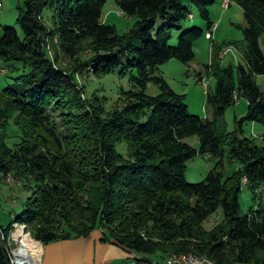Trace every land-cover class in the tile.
<instances>
[{
  "label": "trees",
  "instance_id": "trees-1",
  "mask_svg": "<svg viewBox=\"0 0 264 264\" xmlns=\"http://www.w3.org/2000/svg\"><path fill=\"white\" fill-rule=\"evenodd\" d=\"M116 1L124 16L136 19L125 34L104 23L107 0H26L18 18L23 37L12 27L0 32V60L21 67L9 68L13 82L0 88V184L12 176L32 192L8 227L0 224V264H10L3 235L9 238L15 225L43 245L100 231L129 261L193 254L219 264H264V206L243 214L240 204L245 179L254 192L264 187V140L260 145L244 136L247 122L264 125V92L256 81L264 76V0H230L244 11L246 66L238 65L237 73L223 67V47L213 43V67H207L217 81L208 93L213 121L191 115L186 97L171 89L159 67L195 60L196 43L215 26L210 8L218 0ZM191 7L207 30L190 27L173 47V33L194 19ZM47 9L54 29L44 19ZM120 68L136 75L132 89L122 92L124 107L108 112L105 98L86 96L78 75L103 78ZM151 82L160 87L158 96L147 94ZM240 98L248 112L230 133L225 113ZM11 122L21 132L14 146ZM193 136L200 150L186 143ZM227 149L241 164L228 178ZM199 154L218 164L204 181L190 184L188 162ZM219 210L223 222L206 230Z\"/></svg>",
  "mask_w": 264,
  "mask_h": 264
},
{
  "label": "rangeland",
  "instance_id": "rangeland-1",
  "mask_svg": "<svg viewBox=\"0 0 264 264\" xmlns=\"http://www.w3.org/2000/svg\"><path fill=\"white\" fill-rule=\"evenodd\" d=\"M25 1L26 0H0V32H3L6 27H12L23 37V33L18 25V18L20 16V8L24 5ZM227 1L230 5L231 1ZM212 10L215 11L214 18L217 24V29H215L213 33L214 41L206 39L207 37L198 41L194 47L196 58L190 64H185L177 59H172L159 67V74L165 79L171 89L175 93L186 97L185 103L188 106L189 113L193 116L208 119L210 121L214 120V112L212 107L208 104V93L215 92L217 81L214 75L206 74L208 73L207 67L212 66L211 58L214 50L213 43L216 44V48L217 46H222L223 50L227 46L234 47L235 49V52L228 56H225L222 53L221 65L223 67L233 66L237 73L238 65L241 64L246 66L244 59L246 42L244 31L242 29L246 27V21L243 9L236 3L231 2V8L225 10L223 7V0H218V3L212 7ZM191 12L195 18L193 20H187L183 23V26L181 25L182 28L180 30H176L173 33V38L171 40V45L173 47L178 45L180 36L190 27H199L207 30V23L201 17L199 10L196 7H191ZM53 16L54 12L52 9L45 10L44 19L47 25L52 29L56 27L53 22ZM103 21L108 25L115 26L120 34L128 32L136 23L135 18L124 16L116 0H107V3L103 8ZM161 25L162 22L159 21L158 27ZM261 47L264 51L263 40H261ZM84 58H89V56ZM62 63L66 66L69 64L68 61H62ZM11 67H20V65L16 63H5L0 60V88L13 82V80L6 77L8 76L6 74L9 72L7 70ZM122 71L123 69L120 68L115 73L103 78H96L91 72L83 73L78 75V81L82 86L86 87L87 97L91 98L94 95H97L100 98H105L104 106L108 112L115 109L121 110L124 107L122 92L130 91L132 89L130 79L132 74L136 75V71L125 72V74L122 75ZM201 73H205L206 76L202 79L206 78L208 85H204L202 79L200 81L199 75ZM10 75H13V73ZM15 75L17 76L19 74L17 73ZM235 78L236 80L238 79L237 74ZM256 81L264 92V76H257ZM160 93L161 90L158 85L153 82L149 83L147 87L148 95L158 96ZM247 112L248 102L244 98H240V102L235 106L230 107L225 113V127L227 131L230 133L234 132L237 129L238 121L241 120ZM255 125L258 134L261 132L264 133L263 124L247 122L244 125L245 137L252 139L256 138L253 137V127ZM8 133L10 135V145L14 146L19 142L21 132L16 128L14 123L11 122V125L8 128ZM258 139L261 138L258 137ZM257 141L262 145V141ZM186 143L198 150L201 148V141L198 136L187 138ZM118 148L121 152L126 153L127 145L122 144L119 145ZM229 153L230 151L227 149V155L224 160V174L226 178L231 177L241 168L239 162L230 159ZM217 164L218 160L199 154L193 160L188 162L186 172L187 182L190 184H198L204 181L208 174L216 168ZM9 178L0 184V224L4 227H8L13 214L18 215L22 212L28 202V198L32 194V192L26 190L24 187L27 182H17L12 176ZM32 186H34V184ZM240 204L243 214H248L251 209L258 210L262 205L264 206V187L260 188L257 192H254L246 183H244L240 194ZM224 218L223 210H219L217 214L205 222V229H214L223 222ZM15 224L16 223L13 224L12 228ZM17 233L16 230L14 232V229H12L9 235L10 237L8 236L9 238L3 235V238L7 239L8 253L15 252L16 254H21L22 251L24 252L23 244L18 240ZM20 233H23L24 236L33 240L34 243L41 244V242L34 239L27 227Z\"/></svg>",
  "mask_w": 264,
  "mask_h": 264
},
{
  "label": "crops",
  "instance_id": "crops-1",
  "mask_svg": "<svg viewBox=\"0 0 264 264\" xmlns=\"http://www.w3.org/2000/svg\"><path fill=\"white\" fill-rule=\"evenodd\" d=\"M226 1L223 0V7ZM230 8L231 2L225 10ZM214 13L215 11L210 8L211 19L217 28ZM210 41H214V34L213 39ZM206 75L205 73H201L199 79L201 80ZM263 135V132L257 133V127L255 125L253 127V137H256V139L259 137L261 139L258 140L263 141ZM40 248H42L40 264H125L129 261L130 256L123 248L112 243L104 242L100 231L93 232L88 238L59 241L58 243L49 245H43L41 243ZM139 257L142 259L143 264H160L164 259V256L161 255Z\"/></svg>",
  "mask_w": 264,
  "mask_h": 264
},
{
  "label": "bare ground",
  "instance_id": "bare-ground-1",
  "mask_svg": "<svg viewBox=\"0 0 264 264\" xmlns=\"http://www.w3.org/2000/svg\"><path fill=\"white\" fill-rule=\"evenodd\" d=\"M225 4H229V2L226 1ZM191 17H193V16H191ZM215 29H217V28L213 27L212 30L209 32V34L207 36L208 40L213 39V33H214ZM234 52H235V49H234V47L232 48L231 46H227L224 50L222 49V53L225 56H228ZM211 60H213V59L211 58ZM213 62H211V63L213 64ZM202 83L204 85H208V81L206 80V78L202 79ZM236 101H237V103L236 102L235 103L238 104L239 99H237ZM244 183H247L246 179L244 180ZM14 229H16V232H18L17 238H19L18 240L20 241V243L23 244V249H24V252L22 251L21 254L20 253L16 254L15 252H9V253H15V258H16L15 261L17 262V264H33V261L31 259H36L37 262L39 263V261L41 260V249H42V248H40V245L37 243H34L33 240L24 236L23 233H20L23 229H26V226L15 225ZM25 253H27V254H25ZM163 260H170L172 262H187V261L193 260L194 263H198V264H219L216 261L210 259L209 257L201 256V255L196 256L193 254H189V255L172 254V255L165 256ZM224 264H226V263H224Z\"/></svg>",
  "mask_w": 264,
  "mask_h": 264
},
{
  "label": "built area",
  "instance_id": "built-area-1",
  "mask_svg": "<svg viewBox=\"0 0 264 264\" xmlns=\"http://www.w3.org/2000/svg\"><path fill=\"white\" fill-rule=\"evenodd\" d=\"M224 7L228 8L229 4H225L224 3ZM214 27H216V26H214ZM211 30H209V32ZM209 32L207 33L206 37L208 36ZM15 230L16 229H14V232H15ZM8 255H9L10 264H17V262L15 261V253H8ZM31 260L33 261V264H40V262H41V260L39 261V263L37 262L36 259H31ZM125 264H143V262H142V259L139 256H136V258L126 262ZM160 264H198V263H194L193 260L187 261V262H172L170 260H162V262Z\"/></svg>",
  "mask_w": 264,
  "mask_h": 264
}]
</instances>
